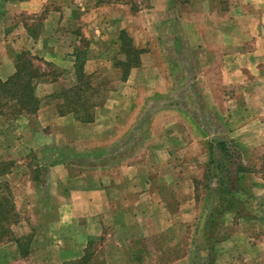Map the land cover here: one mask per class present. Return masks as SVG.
I'll use <instances>...</instances> for the list:
<instances>
[{
    "label": "crops",
    "instance_id": "0c3cea01",
    "mask_svg": "<svg viewBox=\"0 0 264 264\" xmlns=\"http://www.w3.org/2000/svg\"><path fill=\"white\" fill-rule=\"evenodd\" d=\"M86 20L96 22L88 39L78 28ZM122 30L142 49L139 64L124 78L115 64V56L126 58L120 52ZM84 38L86 52L79 46ZM22 51L38 69L35 93L43 99L60 90L54 86L62 83L64 71L75 82V63L82 52L85 70L104 63L119 76L106 102L95 106L92 121L76 119L72 112L60 115L49 99L36 114L13 118L17 135L11 133L10 139L0 126V146L24 151L0 173V185L6 180L13 193L26 198L22 209H15L26 216L10 222L8 235H0V264H79L83 258V264H99L98 258L100 264H151L155 254H148L143 236L168 229L177 239L182 229L195 228L199 196L192 175L178 178L175 165L185 159L208 166L219 158L212 157L210 143L226 141L227 135L243 154L239 161L246 170L239 173L237 184L248 191L253 211L250 217L232 212L223 216L238 217L239 225L246 220L255 224L237 226L222 242L233 241L234 252L264 258V241L243 243L249 228H264V170L258 167L264 163V0H0L2 80L16 71ZM191 100L201 121L192 105L187 107ZM21 118L27 124L18 128ZM34 118L51 125L53 139L40 145L30 137L38 130L31 124ZM181 133L188 140L181 142ZM66 135L85 139L96 162L82 160L86 151L79 152ZM192 135L195 138L189 139ZM195 148H201L199 156ZM110 149L117 150L114 154ZM109 152L111 162L105 159ZM252 159L258 163L250 168L245 164ZM149 161L157 162L156 167L146 169ZM168 189L189 221L168 219L174 215L168 209L174 201L164 195ZM254 196L261 198V207ZM261 221L263 226H257ZM21 227L30 232L27 241L17 232ZM194 234L188 239L191 236L194 245L199 242L195 251L159 264L204 262L207 248H199L201 240ZM209 234L205 223L203 243Z\"/></svg>",
    "mask_w": 264,
    "mask_h": 264
},
{
    "label": "rangeland",
    "instance_id": "374dc122",
    "mask_svg": "<svg viewBox=\"0 0 264 264\" xmlns=\"http://www.w3.org/2000/svg\"><path fill=\"white\" fill-rule=\"evenodd\" d=\"M90 11H91V9L88 12H90ZM89 21H92V23H93L90 26H89ZM94 27H96L95 21L86 20L85 22L83 21L82 24L78 28L82 32L83 36L85 37V35H86V38L88 39V38H90V34L92 33V30ZM71 30H72V28L69 29V31H71ZM63 31H65V30H63ZM68 38H72V36H68ZM86 42H87V40L84 38L83 41L79 44L82 51H85V52L88 48V46L86 45ZM82 54H83V56L81 55V59H82V57L85 58L84 52H82ZM115 54L117 55V52ZM116 59L119 60L122 58H118L117 56H115V60ZM103 64L100 66H97L98 68H96L95 65H93V67H94L93 68L94 70H92L93 72L85 70V72L87 74L92 75V77H91L92 81H94L96 83V85H98V88H99V90L96 91V93L92 97V99L94 101H96L97 104H101V105L104 104L103 103L104 101L106 102L107 93L110 90V88L114 85V83H115L114 81L119 76V74L117 73L118 70L116 71L114 69H111L112 67L108 68L109 66H107V65H104V67H103ZM98 72H99V74H98ZM62 78H63L62 83L58 84L57 86H54V89L56 87L57 88L56 90H59L63 86H70L76 82V78H75V82H74V80H73L74 77L69 72L64 71V73L62 74ZM89 93H91V91H89ZM178 102H180V105H181L182 103H184V100H180ZM149 103H152V102L149 101ZM193 103H194L193 100L187 101V107L189 108L188 104L192 105V111H193L192 113H195V118H197L199 121H201L202 116H199L196 113V109H195V106H193ZM204 103L208 106L209 100L205 99ZM180 108H181V106H180ZM8 116H9L8 118H6V116L0 117V126L7 130V135H8L7 137L10 139L9 135H11V133H13L15 135H17V133L12 131L13 127L15 126V121H13L15 118L11 117L10 114ZM17 118H18V116L16 117V119ZM75 118H76V116H75ZM34 119H36V118H34ZM16 123L18 125V128H21V127L25 126V124H27V122L23 118L20 119V122H16ZM31 124L33 125V127L37 126V129H38L37 133H36V137L35 136L32 137V135L30 136L34 141L36 140L41 145V144H43V142L50 141L51 138L53 139L52 133H56V132L51 131V128H50L51 125L50 124H48V126H43L42 124L39 123V121H37V119L36 120L31 119ZM186 129H187V127H186ZM10 130H11V132L9 133ZM219 133L220 132H218L217 139L222 138V134L221 133L219 134ZM60 137H61V133H58V134H56V136L54 138L57 139L56 141H59ZM192 138H195V137L193 135H192V137H189V139H192ZM224 138L227 141L228 147L230 149H232L231 152H238L240 157H243V154L241 152H239L240 150L237 149L235 144L232 142V139L230 138V136L227 135V136H224ZM66 139L68 140V142L71 145L73 144V146H76V148L79 149V152L86 151L87 156L84 157V159H82V160H84V161L87 160L91 163L96 162V160H95L96 156L91 155L92 148L90 149V147H87V141L85 139H81V136H80V137H78V140H76L75 137L72 135H66ZM186 139L188 140V138L185 137V134L183 133L181 142L185 141ZM5 141L6 140L4 139L3 142H5ZM81 149H84V150H81ZM144 149L147 150V148H144ZM111 150L112 149H110V151ZM116 150L117 149H115L114 151L112 150L113 153ZM193 150H194L196 156L200 155L201 148H195ZM23 152H22V149H20V148H15V149H11V148L9 149L8 148L7 149V148H4L3 145L0 146V170L1 169H7L12 164H15L14 162L17 159H19L21 157V155H24ZM111 152H109L107 154L108 157H105V159H107L109 162H111L113 159V154H111ZM59 154L61 155V152ZM233 156L234 155H232V157H231L232 160L236 159L235 156L234 157ZM263 156H264V153L262 154V157ZM101 157L103 158L104 156H101ZM258 157H260V155ZM73 158L78 159V157H76V156H74ZM80 158H83V157H80ZM102 158L99 160V162H102L101 161V160H103ZM263 161H262V163H263ZM195 162L196 161H193V163H188V161H185V159H184L183 161L177 162V164L175 165V169L177 171H179L178 178H182L183 176L185 177V175H187L189 173L192 175L193 182L195 185V190H196L195 196H197V193L199 196V200H196L197 217H196V220L194 222L195 228L193 227L194 228L193 231L190 228L189 229H187V228L182 229V232L179 233L177 239H174V237L171 236L172 232L168 229L167 230L164 229L163 231H165V232H163V234H161V235L157 234V233L156 234L153 233V234H149L147 236H143L144 237L143 239H146L145 240L146 241V249L148 251V254H151V253L155 254V257L152 259L151 264H159L161 261L166 260L167 258H172V257L177 256V255L181 256L182 254L186 253L187 251H188L187 253H190L191 250L195 251L199 242L194 245L191 236H190V239H188V235L192 233V236H193L194 232L196 235L199 233L198 234L199 236L196 237V235L194 234V237L198 241L201 240L200 245H202L201 246L202 249L207 248L203 251V252L207 253V254H205L206 259L204 260V262H202L200 264H264V258L260 259V260H256V259H254V256L251 257L247 253V251L246 252L244 251V253H242L241 250L239 249L240 251L236 250L234 252L232 250L233 241L227 242V240H228L227 239L224 242H222V240H224L227 236L231 235L233 232H235V230H237V226H244V224H245V226H248L249 224H252L254 222L246 220V222L243 223V220H242L243 225H239L240 222L238 223V217L233 216V215L223 216V215H219L217 213L218 212L217 211L218 210L217 199L213 203L207 201V190L205 188L206 187V184H205L206 179H204V177H205V173H208V171L210 172V175H213V171L218 166V163L220 162V160H217L216 162H212L208 166H206L207 163L202 165V164H197V162L196 163ZM256 163H258V161L256 159H252V163L247 162V164H245V165H247L250 168H253V167L257 166V165H255ZM156 164H157V162L152 163L151 161H149V163L145 164L146 169L149 170L151 168H155ZM158 166H160V164H158ZM260 166H261V170H262V168L264 170V163L258 165V167H260ZM226 168H228L227 165L225 168H223L224 172H226ZM22 170L23 169L17 170V171L22 172ZM1 182H2V184L0 185V193L4 194L5 196H8L10 199L9 202H7L6 205H4L5 207H8L10 209V212L8 214L9 218H10V222H13L12 219L16 220V222L22 221L23 217H25L26 215H24V213H22V212H17L15 209L17 206H19L20 209H22L23 202L26 199L25 195H23L21 193H19V194L18 193L15 194V192L13 193L11 188L9 187L8 181L1 180ZM212 188L214 190H217L219 188L217 178H214V180L212 182ZM228 188H230V187H228ZM165 191L166 192L164 195L166 196V198L170 199V202L174 201V203H172L171 205L168 204V206H169L168 209L171 208V210L173 209V212H174V215H170V214L168 215V219L169 220L177 219L180 222L189 221L190 218L188 217V215L186 213L187 211L185 212L183 209H181V207H176L177 206L176 201L178 199H176L175 193L171 189H168ZM181 192L184 193L182 190H181ZM180 198H184V195H180ZM17 200L19 201L18 205L16 202ZM243 201H245V203L241 204L238 208L242 211L241 216H245V217L249 216L250 217L251 212L253 211L252 208H251V210L249 209L250 205L247 208L249 210L246 212H243V209L245 207H247V204H249L248 198L243 197ZM254 201H255V205L261 207V198L260 197L254 196ZM221 205H223V204L221 203ZM11 208H12V211H11ZM207 208L209 209V211H212L211 215L215 214L214 216L210 217V214L207 213L208 219L205 218V216H204L205 215L204 211H206ZM14 214H16V216ZM35 218H37V217H35ZM164 218H166V217H164ZM4 223L7 224V222H5V221H4ZM205 223H206V230L210 231V234H209L210 240L208 241V243H206V242L203 243V240L205 238V236H204V224ZM217 223H219V224H218V226L215 227V225ZM5 224H4V227L6 228ZM209 225L213 226L210 230H209ZM16 226L18 227V225H16ZM257 226L262 227L263 222L261 221ZM7 227L10 228L11 223L7 224ZM251 228L248 229L249 233L247 232L246 240H243L244 241L243 243L244 244L245 243L251 244L252 242H256L258 240H260V242L264 241V228L261 231H258L257 229L252 230ZM4 230H6V229H3L2 231H4ZM23 231H25V228H23V227H21L17 230L18 233H21L20 234L21 240L27 241L28 237L30 236L29 235L30 232H23ZM240 239H242V238H240ZM95 249L97 251L96 252L97 255L100 254V252L102 251V248L98 245V242L95 245ZM98 256H100V255H98ZM96 262L100 264L102 262V259L98 258ZM14 263L15 264L16 263L17 264H24L22 262L11 261V264H14Z\"/></svg>",
    "mask_w": 264,
    "mask_h": 264
},
{
    "label": "trees",
    "instance_id": "16d2710c",
    "mask_svg": "<svg viewBox=\"0 0 264 264\" xmlns=\"http://www.w3.org/2000/svg\"><path fill=\"white\" fill-rule=\"evenodd\" d=\"M119 39L120 52H122L126 58L125 60H117L115 64L121 69L124 78L132 66L139 64L142 49H138L133 45L132 38L124 30L121 31ZM84 65V60L81 59L79 55L78 61L75 63L76 82L70 87H62L59 91L52 93L46 96V99H43L38 97L35 93V80L39 77L38 69L33 67V60L29 57L27 51L18 53L16 57V71L6 80L0 78V115L6 116V118L9 117V114L11 117L16 118L24 112L34 115L39 110L43 100L48 101L50 99L56 105L57 111L60 115L72 112L76 118L81 121H92L94 119V108L97 105L92 97L99 88L98 85L93 84L94 81H92V75L85 72ZM89 91H91V93H89ZM210 149L212 150L213 158L214 155H219L218 159L220 162L216 169H214L213 175H210L209 171L205 175L207 201L213 203L217 199V213L219 215L232 212L239 214L240 216L242 211L238 208L241 204L245 203L243 197H247V191L242 190L237 182L239 180V173L246 170V167L241 161H239V153L231 152L232 149L228 147L226 141H212L210 143ZM232 155H234L236 159L232 160ZM217 160L213 159L209 165ZM225 164L228 166L226 172L223 171V168L226 167ZM5 170L6 169H1L0 173H4ZM214 178H217L219 184L217 190L212 188ZM9 200L8 196L0 193L1 236H6L8 231L7 224L10 223L8 215L10 209L4 206ZM221 203L223 205H221ZM248 207L249 204L243 209V212L248 211L250 209H247ZM207 213L210 214V217L215 215H211L212 211H209L208 208ZM14 215L16 216V214ZM4 221L7 222V224H5ZM12 221L16 220L12 219ZM4 224L6 228L4 227ZM218 224L219 223H217L215 227L218 226ZM212 227L213 226H211V228ZM3 229L6 230L2 231ZM22 246L23 244L21 242V249ZM201 246L202 245L199 244V248H201ZM84 260L86 259L83 258L82 262H77L83 264L85 262Z\"/></svg>",
    "mask_w": 264,
    "mask_h": 264
}]
</instances>
